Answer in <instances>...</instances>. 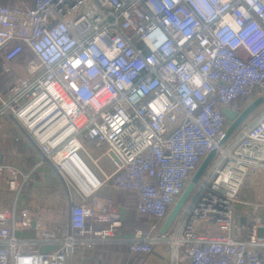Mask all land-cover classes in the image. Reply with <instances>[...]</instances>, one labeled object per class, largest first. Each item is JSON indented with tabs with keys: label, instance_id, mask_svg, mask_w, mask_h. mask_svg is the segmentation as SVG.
<instances>
[{
	"label": "built area",
	"instance_id": "built-area-1",
	"mask_svg": "<svg viewBox=\"0 0 264 264\" xmlns=\"http://www.w3.org/2000/svg\"><path fill=\"white\" fill-rule=\"evenodd\" d=\"M0 68V264H74L79 247L114 237L124 219L104 186L136 193L154 220L125 240L131 253L164 243L174 264H264V197H240L264 182V102L224 143L220 111L264 97V0L0 4ZM104 156L110 173L86 162ZM44 168L62 202L35 215L19 198ZM38 187L51 198L54 187Z\"/></svg>",
	"mask_w": 264,
	"mask_h": 264
},
{
	"label": "crops",
	"instance_id": "crops-1",
	"mask_svg": "<svg viewBox=\"0 0 264 264\" xmlns=\"http://www.w3.org/2000/svg\"><path fill=\"white\" fill-rule=\"evenodd\" d=\"M18 1L20 0H13V2L8 1L5 5H13ZM25 1L30 5L34 3V0ZM7 145L12 146L13 144L8 141ZM40 171V175L37 176L38 180L33 183V186H41L42 183L45 182L48 186L59 189L58 181L48 169L44 168L43 171ZM100 194L112 196L115 199L117 210H119L124 219L123 226L114 237H108L107 240L98 241L91 247H79L76 255L73 257L74 264H174L170 257L171 250L169 246L164 243L156 244L154 251L150 254L131 253L129 251V243L125 240L134 237L136 230H142L143 232L148 231L154 222L153 219L140 214L136 209V193L125 191L115 186H104ZM27 198L28 197L25 196L24 199ZM25 201H23L24 204L22 203V205L19 206H24L26 204ZM30 208L33 214L36 215L32 206ZM243 214L244 211L239 212L236 209L235 217L240 227L247 221L246 215ZM243 218L244 222L242 221ZM23 233L28 236H34L33 232L30 230ZM17 234L22 235L21 232ZM237 234L243 235L240 230H238ZM56 246V244H45L42 245V248L49 250ZM77 261H79V263H77Z\"/></svg>",
	"mask_w": 264,
	"mask_h": 264
},
{
	"label": "water",
	"instance_id": "water-1",
	"mask_svg": "<svg viewBox=\"0 0 264 264\" xmlns=\"http://www.w3.org/2000/svg\"><path fill=\"white\" fill-rule=\"evenodd\" d=\"M264 102V97L260 96L254 99L241 113H238L228 107H221L220 111L221 113L229 120L231 121L226 132L224 135V138L222 140V143L227 141L232 134L236 131V129L241 125V123L255 110L257 109L262 103ZM216 153V150H212L209 152V154L204 158L202 163L200 164L199 168L196 170L194 175L192 176L191 180L187 184L185 190L181 194V196L178 198L174 206L172 207L171 211L168 214V217L164 221L160 232L166 233L168 229L171 227L172 223L175 221L179 211L183 207V205L188 200L193 188L195 187V184L199 181V179L202 177L208 166L210 165L214 155Z\"/></svg>",
	"mask_w": 264,
	"mask_h": 264
},
{
	"label": "rangeland",
	"instance_id": "rangeland-1",
	"mask_svg": "<svg viewBox=\"0 0 264 264\" xmlns=\"http://www.w3.org/2000/svg\"><path fill=\"white\" fill-rule=\"evenodd\" d=\"M2 77V73H1V68H0V78ZM92 155L94 157L98 156L100 154V152L96 153L91 151ZM10 161H14L16 164H18L21 168H24V164H20L17 163L16 160L12 157H8L5 159V162H10ZM86 162L88 163V165H90L93 169H95L97 172H99L98 168L103 169L105 172H112L114 170V164L112 163V161L110 160V158L108 156H104L102 159L99 160V162L97 164L93 163L91 159L88 158V160L86 159ZM28 168H25V172H28ZM38 179V178H37ZM256 184H259V190L256 191L254 188H252V186L249 187V190L246 189V192H248V194H245L243 192V194L241 193V198H246L249 197L251 199H258V200H262L264 197V182H255ZM38 186H33L32 190L30 191L29 189H27V187L23 188L22 190V194L20 195L19 198V205H22V203L24 204L23 201H25V196H28L27 201H25V205L28 207H31L34 209L36 215L40 214V213H47L50 209V205L48 204H55L54 202H56L57 200L59 202H62V197H61V192H57V188L53 190V188H51L50 193L53 194L51 196V198H46V199H42L41 196L38 194ZM245 194V195H244ZM58 195V196H57ZM38 197V198H37ZM58 208L61 210L63 208V205L58 204ZM236 209L239 212H243V206L239 203L236 204ZM242 221L244 222V218L242 219Z\"/></svg>",
	"mask_w": 264,
	"mask_h": 264
},
{
	"label": "trees",
	"instance_id": "trees-1",
	"mask_svg": "<svg viewBox=\"0 0 264 264\" xmlns=\"http://www.w3.org/2000/svg\"><path fill=\"white\" fill-rule=\"evenodd\" d=\"M8 1L13 2V0H0V3L2 2V3L5 4V3H7ZM2 3H1V4H2Z\"/></svg>",
	"mask_w": 264,
	"mask_h": 264
}]
</instances>
